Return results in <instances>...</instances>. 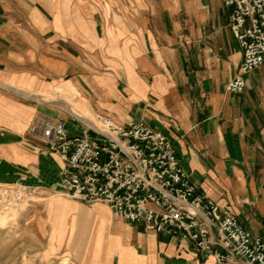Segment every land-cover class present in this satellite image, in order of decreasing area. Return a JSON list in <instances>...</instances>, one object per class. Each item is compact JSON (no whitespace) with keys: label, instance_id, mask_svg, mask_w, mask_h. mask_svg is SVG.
<instances>
[{"label":"crops","instance_id":"0c3cea01","mask_svg":"<svg viewBox=\"0 0 264 264\" xmlns=\"http://www.w3.org/2000/svg\"><path fill=\"white\" fill-rule=\"evenodd\" d=\"M241 60L221 0H0V184L53 198L75 264H213L64 196L62 161L28 132L37 116L74 133L78 117L142 121L172 141L198 193L264 243V65L227 92Z\"/></svg>","mask_w":264,"mask_h":264},{"label":"built area","instance_id":"2783aa9c","mask_svg":"<svg viewBox=\"0 0 264 264\" xmlns=\"http://www.w3.org/2000/svg\"><path fill=\"white\" fill-rule=\"evenodd\" d=\"M227 25L242 51L226 91L239 93L243 76L264 65V0H221ZM81 133L64 119L37 116L29 135L62 161L61 191L83 204H105L125 222L184 244L213 264H264V243L237 218L198 193L172 141L144 122L119 125L95 114L77 118ZM37 189L0 184V213L34 202Z\"/></svg>","mask_w":264,"mask_h":264},{"label":"rangeland","instance_id":"374dc122","mask_svg":"<svg viewBox=\"0 0 264 264\" xmlns=\"http://www.w3.org/2000/svg\"><path fill=\"white\" fill-rule=\"evenodd\" d=\"M52 199L35 198L9 214L0 213V264H75L71 256L62 254L65 245L60 250L57 231L61 220L53 231ZM70 218L66 219L67 231Z\"/></svg>","mask_w":264,"mask_h":264}]
</instances>
